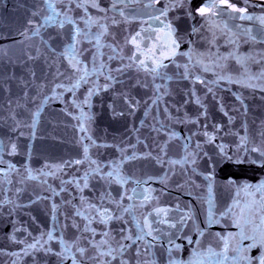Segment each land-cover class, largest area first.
Returning <instances> with one entry per match:
<instances>
[{"label": "water", "instance_id": "1", "mask_svg": "<svg viewBox=\"0 0 264 264\" xmlns=\"http://www.w3.org/2000/svg\"><path fill=\"white\" fill-rule=\"evenodd\" d=\"M96 3L0 0V264H234L264 228V0Z\"/></svg>", "mask_w": 264, "mask_h": 264}, {"label": "snow or ice", "instance_id": "2", "mask_svg": "<svg viewBox=\"0 0 264 264\" xmlns=\"http://www.w3.org/2000/svg\"><path fill=\"white\" fill-rule=\"evenodd\" d=\"M73 2H76L78 6H80L81 0H73ZM180 3H189V0H179ZM211 2V0H209ZM248 0H244V3L247 4ZM83 3L85 5L91 4L92 6L98 7V4L96 3V0H83ZM208 5H205L204 7H201L199 9V14L200 15H205V7ZM86 10V9H85ZM238 11H241V15L239 17H236L237 19H253L251 14L246 13L244 9H237ZM55 15H59V13H55V10L53 9ZM220 13L223 14L226 12V9H219ZM166 14V13H163ZM191 15V13H189ZM262 21H264V18H261ZM71 22V21H70ZM174 47L179 48V43L174 41ZM182 55H187V53H183ZM152 71H155V69H152ZM261 76L264 77V72L261 73ZM212 137H209V140L211 141ZM13 151H15V148L13 146ZM264 154V152H262ZM259 189H264V184H261L259 186ZM211 208V204H210ZM98 214L100 215V218L103 222H107V220L112 219L111 215L108 212H103L100 213V211L97 209ZM79 214V213H78ZM190 216H186L185 219H190ZM211 220V217H210ZM167 223V221H164ZM183 224V221H181ZM171 227H175V224H171ZM254 227V225L252 226ZM250 230L246 228V232ZM147 236H152V239L155 240L157 237L153 236L151 227L149 226V231L145 233ZM105 236H107V233H105ZM49 239H52L51 234H49ZM126 239H131V237H126ZM137 239H143V236L137 237ZM250 240L251 243L248 245H243L241 243L240 248L236 251L235 255L231 257L230 259L234 262V264H264V228L262 229H256L255 231L252 232V234H245L244 236L241 237V240ZM136 241L133 240V243ZM100 245L103 246L107 243L106 240H101ZM188 243L191 244L193 243L191 239H188ZM131 245H124L121 244L119 246L118 250H113L109 248V251L107 253H104L105 255L112 256L113 259H115V256L113 255V251H119L120 253H123L124 249L127 247H130ZM32 247H35V245H32ZM149 247H152L151 242H149ZM259 247L261 249L260 253L257 256H252L251 251L253 248ZM181 249V245L175 244L173 241H169V248H168V257H169V264H180V261L178 258L174 257L172 253L174 251L178 252ZM79 251L83 254V249H79ZM225 259H229V257L225 256ZM73 264H76L75 258H73Z\"/></svg>", "mask_w": 264, "mask_h": 264}]
</instances>
